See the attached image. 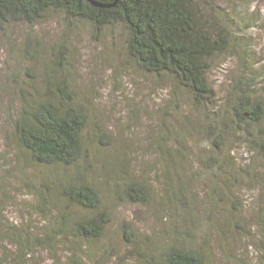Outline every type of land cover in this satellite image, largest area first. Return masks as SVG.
<instances>
[{
	"label": "trees",
	"instance_id": "trees-1",
	"mask_svg": "<svg viewBox=\"0 0 264 264\" xmlns=\"http://www.w3.org/2000/svg\"><path fill=\"white\" fill-rule=\"evenodd\" d=\"M93 1L104 6L90 0H0V30L15 23L33 25L52 13L71 21H88L98 30L110 25L124 26L128 33V51L138 65L146 72L173 77L178 88L189 91L194 108L204 113L206 122L194 126L193 130L209 142V152L202 159L214 182L209 196L215 200L218 196L233 200L241 177L251 176L252 172L249 166L238 163L230 144L236 145L243 137L264 161V96L256 93L252 79L255 75L248 70L235 79L223 107L218 103L208 72L210 61L217 55L240 49L239 53L245 56L240 32L245 30L246 22L236 21L216 31L217 26L203 20L198 0ZM227 18L233 21V17ZM68 50L63 42L53 47L44 65L43 82L35 80L32 68L27 69L32 80H14L13 88L20 102L15 133L21 149L32 162L51 169L49 185L45 186L52 192L42 195L45 201L42 211H48L50 203H54L55 213L39 229L41 233L29 225L17 227L8 223L4 229L0 228L3 254L0 264H44L38 255L41 248L51 253L52 264H93L95 256L89 243L102 238L113 223L110 204L131 202L149 206L156 198L165 217L171 220V226L151 236L138 234L145 237V246L141 244L144 239L138 241L125 231L140 264L211 263L214 257L212 234L202 224L203 204L192 186V181L202 171H193V166L185 171L183 163L188 164V161L179 162L180 155H184L182 146L173 149L158 142V150L164 153L158 169L163 175V186L159 190L146 178L129 173L126 165L121 168V174L111 179H99L94 174L97 170L91 171V164L85 162L88 147L84 140L89 113L77 97L70 77ZM28 52L24 57L30 55L29 59L40 60V50L33 48ZM246 67L244 57L242 69ZM100 133L97 144L92 143L99 151L101 147L111 146L104 140L107 134ZM233 137H236L235 142L231 140ZM180 138L183 140L182 137L176 139L179 144ZM58 168L76 173L73 176L62 174L57 172ZM260 178H264L263 174L258 175V181ZM222 184L227 191L219 189ZM107 201L109 203H105ZM239 209L234 204L233 211ZM211 215L208 214L209 218ZM233 216L234 225L243 227L234 213ZM258 219L264 236V205ZM227 220L221 225L212 223L217 238L232 224L231 219ZM207 225L211 227L210 220ZM261 242L264 248V237ZM61 248L67 254L65 261L59 255Z\"/></svg>",
	"mask_w": 264,
	"mask_h": 264
},
{
	"label": "rangeland",
	"instance_id": "rangeland-1",
	"mask_svg": "<svg viewBox=\"0 0 264 264\" xmlns=\"http://www.w3.org/2000/svg\"><path fill=\"white\" fill-rule=\"evenodd\" d=\"M198 1L203 20L217 26L216 31L236 21L246 22L245 30L240 32L243 51H246L243 54L246 69H242L244 57L240 49L217 55L210 61L208 79L218 103L225 106L235 79L248 70L255 75L252 79L256 93L264 96V0ZM227 17H233V21ZM127 40L128 33L122 25L98 30L88 21H71L58 13L33 25L15 23L0 30V228L8 223L17 227L29 225L41 233L39 229L55 213L54 203H50L48 211H42L45 202L42 195L52 192L46 189L51 169L33 163L21 149L15 133L20 102L13 85L14 80H32L27 72L29 68L33 69L35 80L43 82L44 65L50 52L63 42L70 48L67 51L70 77L77 97L89 113L84 140L88 147L85 162L91 164V171L97 170L94 174L99 179H111L121 174V168L126 165L129 173L146 178L159 190L163 186V175L158 169L164 153L158 150V142L173 149L182 146L184 155H180L179 162L188 161V164L183 163L185 171H190L192 166L193 171H202L194 178L192 186L203 204L202 224L212 234L214 257L209 264H264L261 245L264 236L258 226V214L264 205V178L258 181V175L264 176L263 158L250 149L243 137L236 145L231 143L232 155L239 164L249 166L252 174L244 176L245 181L241 177L235 200L226 196L211 199L214 182L202 161L209 152V142L193 130L194 126L206 122L204 113L194 108L189 91L178 88L173 77L143 70L130 55ZM33 48L41 52L37 62L29 59L30 55L24 57ZM18 86L19 83L16 88ZM100 131L107 134L104 140L111 144L101 147V151L93 145L97 144ZM179 137L183 138H180L181 144L176 140ZM235 139L231 140L235 142ZM57 172L70 176L76 173L70 169L65 172L63 168H58ZM222 186L219 189L227 191L226 185ZM234 204L240 209L233 211ZM110 207L113 223L102 238L89 243L95 256L93 264H140L125 231L138 241L144 239L141 244L145 246V237L138 234L155 235L169 228L171 220L165 217L158 198L149 206L114 202ZM209 213H212L211 218ZM233 213L243 227L234 225ZM227 219H231L232 224L217 238L212 223L221 225ZM208 220L211 227L207 225ZM61 249L59 255L65 261L67 254ZM2 255L0 250V257ZM38 255L44 264L53 263L47 249H38Z\"/></svg>",
	"mask_w": 264,
	"mask_h": 264
},
{
	"label": "water",
	"instance_id": "water-1",
	"mask_svg": "<svg viewBox=\"0 0 264 264\" xmlns=\"http://www.w3.org/2000/svg\"><path fill=\"white\" fill-rule=\"evenodd\" d=\"M91 2H93L95 5H97V6H104L103 4H100V3H97V2H95V1H93V0H90Z\"/></svg>",
	"mask_w": 264,
	"mask_h": 264
}]
</instances>
